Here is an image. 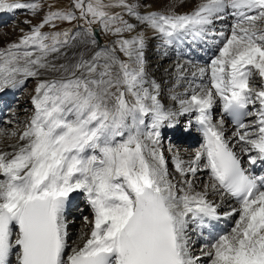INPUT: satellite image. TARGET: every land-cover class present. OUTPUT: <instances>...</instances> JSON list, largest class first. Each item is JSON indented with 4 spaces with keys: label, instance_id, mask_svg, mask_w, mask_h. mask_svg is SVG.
Segmentation results:
<instances>
[{
    "label": "snow or ice",
    "instance_id": "6c2138e0",
    "mask_svg": "<svg viewBox=\"0 0 264 264\" xmlns=\"http://www.w3.org/2000/svg\"><path fill=\"white\" fill-rule=\"evenodd\" d=\"M108 6L102 0L74 4L81 18L91 16L89 25L99 21L113 30L110 26L119 23L115 33L134 28L119 14L104 11ZM110 6L126 8L165 38L202 37L226 8L233 9L238 20L211 61V86L181 99L179 111L164 108L154 81L156 94L144 87L142 34L118 41L121 52L135 57V68L108 52L103 53V65L97 63L101 52L70 67L49 62L50 54L60 53L69 43V32L49 35L41 29L57 19H76L70 11L50 12L18 43L0 49V91L14 87L18 76L37 77L41 70L68 74L38 84L32 97L34 115L18 135V143L9 145L13 151H0V264H195L187 246L188 218H218L216 207L206 198L209 189L222 190L239 203V209H233L239 215L235 227L216 238L205 253L211 264H264V176L246 173L225 139L223 118L213 123L209 113L219 97L223 111L234 117L233 136L249 146L241 150L257 153L249 157L250 163L264 160V0H202L190 13L178 14L173 5L167 12L143 16L126 0ZM37 8V3L0 0V11ZM33 47L38 51L35 56L28 50ZM114 64L120 69L115 76ZM254 71L261 78L259 87L250 83ZM257 101L255 113L245 111ZM193 111L198 113L204 144L187 168L174 157L175 168L181 176L195 175L198 169L192 165L206 158L210 182L203 192H195L186 180V189L180 188L183 194L178 195L159 147V129ZM149 115L150 130L144 131L141 126ZM253 115L258 117L253 124L242 122L244 116ZM125 130L126 139L117 141ZM77 191L91 206L92 226L86 238L81 236L82 246L66 254L65 211L70 194Z\"/></svg>",
    "mask_w": 264,
    "mask_h": 264
},
{
    "label": "rangeland",
    "instance_id": "374dc122",
    "mask_svg": "<svg viewBox=\"0 0 264 264\" xmlns=\"http://www.w3.org/2000/svg\"><path fill=\"white\" fill-rule=\"evenodd\" d=\"M21 2H30V3L39 4V8H37L35 10V12H33L30 9H18L19 11L16 9L18 16L25 18V20L27 22L31 23L32 27H29L30 25L26 24V25H21L24 27V29H22V30L18 29V28L14 29L15 27L13 26L12 22L11 21L7 22L4 25V27H9L10 30L4 34V36H6V37L2 36V38H0V49H6L8 47V45L11 43H18L19 40L23 37V35L30 33V31L33 27L41 24L43 22L44 18L46 16H48V14L50 12H54V11L69 12L70 11L76 16V19H74L72 21H65V20H58L57 19V20H54L51 24L45 25L41 29V31L43 33H46L49 35H51L54 32L63 33L66 30L69 32V43L61 48L63 53H60L58 56H55V57H52V55L50 54L51 56L49 55L47 57L49 62L56 65L57 67H59L61 64L68 65L70 67L71 65L78 63L81 58H83L84 60H90L97 52H101L102 56L97 61V63L99 65H103L105 63V60H106V57L103 55V53L108 52V53H112L118 60L123 61L125 63H128L131 68H135V67H137L136 62H135V57L130 58V57L126 56L123 52H121L119 50L120 45H119L118 41L132 40L133 38L137 37L138 34H142L143 37L144 38L146 37L147 40L149 41V43L147 42L148 45L147 46L145 45V48L143 50L144 51V66L143 67L145 69L144 72H145L146 78L150 77L151 75H155L157 78H158V76L162 77V75H163L162 71L164 70V66H166L168 63V60L165 58L166 52H157L156 55L153 56V53H150V50L152 49V47L155 48V47H159V46L164 48V49H166V48L168 49V47L173 45V42H172L174 40L173 37L168 38L171 41L170 43H165V39H167V38L162 39V40H155V39H152V36H147V33L144 30L139 29V25L135 24V23L140 22L136 16L130 15L128 13L127 9L124 7L110 6V5L117 4V0H102L104 5H109L108 7L104 8V11H106L109 15L119 14V16L122 17L125 21L133 24L134 28L131 31H123L121 33H115L114 29H115V27L120 26L119 23H116V24H113L110 26L113 30H106L104 25L102 23H100L99 21L94 22L91 25H89L87 21L89 19H92L91 16H88L87 18H81L80 10L74 7L75 0H21ZM88 2H89V0H84L85 6L87 5ZM126 3L128 5H131L136 12H137V8L147 9V8L154 6V9L156 11H160L161 9L169 6V2L167 0H151V1H149V0H126ZM137 13H140V16L147 14V13L143 14L139 11ZM132 21H134V22L132 23ZM234 24H236V23H233L232 25H234ZM95 26L99 27L103 32L102 39H103L104 45H101V44L99 45L98 41L92 35L93 28ZM261 26H264V24H262ZM2 28L3 27L0 26V30H2ZM89 28L91 29L90 32L88 31ZM215 30L216 29H209L206 31V33L211 32V31L215 32ZM79 32L85 33L87 35V37L85 38V40H83L82 42H80L78 44L77 41H79V39H77V38L79 37ZM230 34H228V36ZM76 36H78V37H76ZM228 36H226V37H228ZM61 39H63V37H61ZM151 39L154 40L152 43L150 42ZM93 41H95V43H93ZM45 43L50 44L51 41L50 40L45 41ZM149 44H151V45H149ZM98 46H102V47L99 48ZM221 47H222V45H221ZM164 49H163V51H164ZM28 50L33 51L34 56L36 54H38V51L34 47L29 48ZM157 67H159V68H157ZM165 69H166V72L168 73L167 74L168 78H171V79H170V82H166V83L162 84L161 87L163 89L162 90L163 93L161 95H159L158 98L160 97L163 101H168V103L176 104L181 99H183L180 97H181V95H184V94L182 91H179V90H181L182 86L179 84L178 80L175 79L176 74L173 75V72H171L172 70H170L169 67H165ZM175 72L177 73L176 70H175ZM112 73L114 76L116 74L120 73V69H119L118 64L113 65ZM67 75L68 74L63 73V71L53 72V71H46V70H41V75H39L37 77H25L22 75V78H20L19 80L22 82L23 85L20 88V91L19 92L17 91L18 92L17 98L15 100L14 99L11 100L10 101L11 106L6 108V112H7L8 116H7V121L5 122L6 124H4V127L2 129H0V131H2L4 133L3 136H0V148L2 146H9L13 142L14 143L18 142V135L23 131L26 124L30 121L31 117L35 113V107L32 104V97L34 95H36L35 89L38 86V84L43 82V81L60 79L62 76L66 77ZM254 76L257 77L258 75L256 73H254ZM256 77H254L253 80L256 83H258V81L261 80V78L259 79V77H258L256 79ZM178 91H179V93H178ZM16 93L13 94L15 97H16ZM173 96H176L175 100L172 99ZM178 97H179V99H178ZM126 99L132 100V97L130 95H127ZM169 101H171V102H169ZM182 118H184V117H182ZM182 118L178 119V117L176 116L174 118V120H172V122H175L178 119V122L180 121L181 124L189 123L188 120L182 119ZM151 123H152V118H151ZM148 130H150V123L145 128V131H148ZM12 132H16L17 136L12 137L10 135V133H12ZM159 141L161 143V140H159ZM167 144L168 143L165 141V142H162L161 145L160 144L159 145H160V148L164 149V152H162V153H167V155H165V158L167 160L168 159L173 160L170 157H173L175 154L180 153L181 150H180V148H178V146L172 147V146H169V144L168 145ZM181 144H183V143H181ZM178 145H180V144H178ZM184 149H185V146H184ZM188 150H189V148H188ZM192 150L193 149H191L189 151H192ZM178 155H180V154H178ZM187 167H189V164L185 166V168H187ZM171 172L174 175V177L176 178V180H179V184L181 185L179 187L186 189L187 185L184 183V181L187 180V181L192 182L193 190L201 188L200 187L201 184H199V182L197 180V178H199V177L191 176V175L188 176L187 173H185L184 176H181V174L176 171L175 167L172 169ZM203 180L207 181V182H208V180L210 181V179L208 177L206 179H203ZM208 194H209V192H208ZM214 198H217V197H214ZM78 202H79V199H78L76 204H78ZM80 203H82V202H80ZM87 205H86V208H84L83 204L76 207V209H75L76 211L74 213L75 215L71 214L72 215L71 219H73V221L72 220L68 221L66 219V222L70 227L69 231H71V234H72V238H71L72 241L80 242V240H82L81 236L85 237L89 233V230L91 229L90 228V226H91L90 222L93 219V213L87 208ZM85 217L88 218V222L85 221ZM234 227H235V225H234ZM193 239H195V238H191L188 242V245L190 246V248H192V246L195 244V241H193ZM212 243L209 244V247L211 246ZM72 244L73 243H70V246ZM201 245H203V244H200V246ZM204 251H207V250H204ZM199 252H201V251H199ZM192 255L195 256V254H192ZM194 260H195V258H194ZM204 264H211L210 258H206Z\"/></svg>",
    "mask_w": 264,
    "mask_h": 264
},
{
    "label": "bare ground",
    "instance_id": "6f19581e",
    "mask_svg": "<svg viewBox=\"0 0 264 264\" xmlns=\"http://www.w3.org/2000/svg\"><path fill=\"white\" fill-rule=\"evenodd\" d=\"M149 1H151V0H149ZM167 1L169 2V6L166 7V8L161 9L160 11L161 12H167L169 10V8H173V5H174L173 10L175 12H177L178 14L190 13L193 10H195V8L202 2V0H167ZM138 11L143 13V14H146V13H149V12H152V11H156V10L154 9V6H152V7L147 8V9L137 8V12ZM233 12H234L233 9L226 8L225 11L219 13V17L220 18H215L213 20V23L208 26V29H216L215 32H209V34L207 35L209 38H213L212 41L215 44L216 51H217L216 52V56L219 55V49H220L221 45H223V42L225 41V39L227 38L226 36H228V34L231 33V29H232V26H233L232 24L233 23H237L238 17L233 15ZM138 14L140 15V13H138ZM9 21L12 22L13 26L15 27L14 29L18 28V29L22 30V29H24V27L21 26V25H26V24L30 25L29 27H32L31 23L30 22H26L25 18H23L21 16H18L16 10L0 11V26L3 27L2 30H0V38H2V36H4V34L7 33L10 30L9 27H4V25L7 22H9ZM133 22L134 21H132V23ZM135 24L139 25V29L144 30L147 33V36H152V39H155V40L165 39V37H163L160 33L156 32L153 29H151L146 24H143L141 22L135 23ZM99 31H100V35H101V38H102L103 32H102V30L100 28H99ZM221 33H223V35H221ZM218 36H221L220 39L223 38L224 41L223 42L219 41ZM4 37H6V36H4ZM76 37H78V36H76ZM86 37H87V35L85 33L79 32V37L77 38V39H79V41H77V43L79 44L80 42L85 40ZM152 39L150 41L151 43L154 41ZM144 40H145V45L147 46L148 45L147 42L149 43V41L147 40L146 37L144 38ZM149 45H151V44H149ZM98 47L101 48L102 46H98ZM163 49L164 48L159 46V47H155V48L152 47V49L150 50V53H153V56L156 55L157 52H166V54L165 53L164 54H165V58L168 60L167 65L164 66V70L162 71V74H163L162 77L158 76V78H157L155 75H151L150 77L146 78V75H144V80L146 81V83L144 84V87L148 88L150 92H153V94H156L155 90L152 89V87H151V83L153 81L156 84L159 85V95H161L163 93V91H162L163 89L161 87L162 84H164L166 82H170L171 78H168V75H167L168 73L166 72L165 67H169V69L172 70L171 72H173V75L176 74L175 75L176 76L175 79H177L179 84L182 86L181 91L183 92L184 95H181V97L179 96L180 98L189 99L191 97L193 91L199 92L201 87L207 88V87L211 86V61L216 56L215 57L214 56L209 57L208 60H207L208 62L206 61L207 63L205 62L202 65H198L192 59H184V57H187L186 52L183 51V50L177 49L175 44H173L170 47H168V49L167 48L164 49V51H163ZM199 51L202 52L203 55H206L205 54V50H204L203 47H200ZM60 53H63L62 50H60ZM60 53H53L51 55H52V57H55V56H58ZM143 66H144V64H143ZM157 68H159V67H157ZM201 69H204V74L203 75L200 74V70ZM175 70L177 71V73L175 72ZM193 73H195L196 75L193 76ZM186 76H187V78H186ZM192 77H193V79L191 80ZM17 78H18L17 80H19L20 78H22V75L18 76ZM196 78H199L200 81H196ZM202 80H207L208 82L205 83ZM258 83L260 84L261 80H259ZM21 84H22L21 82H18L14 87H10V89H12V91L10 93L12 94L14 91H16ZM251 84L256 86V87H258V84H256V83H251ZM0 92H1L0 93V101H3L4 102L3 104H6L7 102H10V100L7 101L9 98L11 99V97H10L11 94L7 93V92H9L8 88H6L4 91H0ZM179 97H178V99H179ZM169 102H171V101H169ZM148 103H150V102H148ZM161 103L164 105V108L166 110L179 111V109H180V103L179 102L176 103V104H172V103H168V101H163L162 100ZM213 105H214V108H215L213 113H215L216 123H218L220 121V119L223 118V114L221 115V113H219V106H220L219 97L215 98ZM0 114H2L3 116L6 114V110H5V108H3V105H2L1 102H0ZM195 114H197V112L193 111V112H189V113H184L183 115H178L177 117L179 119L182 118V117H185V116L190 118L191 116L193 117ZM223 120H224V118H223ZM6 121L7 120H4V122H6ZM1 122H2V120H0V123ZM129 122L131 123V121H129ZM178 124H179L178 122H174V123H172L170 125H167L165 123L160 128V130H161V132L163 130H167V131H170L171 133H174L175 131L178 130V128H177ZM145 126H147V125L144 124L143 126H141L142 130H144V131H145ZM223 130L226 133V137H227L228 141H230L229 142L230 145H232L234 147V149H236L238 152H242L241 149H242V147H244V145L241 144L240 141H238L237 137L233 136V131L231 129H229V127L227 126L225 121H224V125H223ZM248 131H254V130H248ZM16 143H18V142H15V143L13 142L11 144H16ZM20 143H22V142H20ZM159 147H160V145H159ZM180 150H181L180 153H177L173 157H170L173 160H170V159L167 160L165 158L166 164H167V168H168V172H169V179L172 180V182L174 184H176V186H177V194L178 195H182L183 193L179 192V189L181 188L179 186H181V185L179 184V180H176V178L174 177V175L171 172L172 169L175 167L174 157H178L183 162V165L184 164L185 165L186 164H190V162L194 159L195 154L198 151H200L201 149H199V148L197 149L196 148L195 150H193V152H189V150H186V149H183V150L180 149ZM0 151L11 152V151H13V149L11 147H9V146H2L0 148ZM178 154H180V155H178ZM192 166L197 167V169L199 170L198 176H197L199 178H197V180H198L199 184H201L200 185L201 188H199V189H195L194 188L195 189L194 191L195 192H203L204 191V185L208 184L210 182L209 180H208V182L203 180V179H206L208 177V175L206 176V173H205L206 169H205V167H204V165L202 163H199L197 165H192ZM0 179H3V177L0 176ZM208 192H209V194L206 197L207 200L211 201V204L221 207L223 212H229V211L232 210L231 213H233V209H239V204L235 203L233 201V199L230 196H228L226 193H224L222 190L221 191H217V192H213L211 189H209ZM76 196L78 198L73 202V205H76L79 197H81V196L86 199V195L83 192L77 191L75 193L70 194L69 201L73 197H76ZM214 197H218L219 199L214 200ZM89 206L90 205L88 204L87 208H89ZM237 216H239L238 213H233V214L230 215L231 224L236 220ZM71 218H72V215H70V218H68L67 220L69 221ZM188 221L189 222H188V227H187V230H186V237H187V246H188L189 254H190V256L194 257V255H192L193 253L195 255L203 253L204 256L200 260H198V259H195V260L197 262L196 264H204L206 258H209L207 255H205V253L210 250V247H207L208 245H206V244H204L203 246H200V244H202L201 241L198 240L197 237H194V234H193L194 232L192 230L190 231V228L193 229V226H197V224H195L193 222L194 220L191 218V216H189ZM66 224H67V222H66ZM231 224H230V226H231ZM234 225H233V227H234ZM69 228L70 227L67 224V232H68L67 240L70 243V242H72V239H71L72 238V234H71V231H69ZM230 229H231V227H230ZM199 231H201V230H199ZM89 233H90V231H89ZM224 235H226V234H224ZM86 236H85V238H86ZM191 238H195L196 239L195 240V244L192 246V248H190V246L188 245V242H189V240ZM210 241H214V240H210ZM82 243H83V240H81L80 242L75 241L74 244L70 246V248H68V249L66 248V254H70L71 253V248L72 247L82 246ZM196 250H198V251L194 252ZM204 250H207V251H204ZM199 251H201V252H199ZM12 259L14 260L15 257H12Z\"/></svg>",
    "mask_w": 264,
    "mask_h": 264
},
{
    "label": "water",
    "instance_id": "95a60500",
    "mask_svg": "<svg viewBox=\"0 0 264 264\" xmlns=\"http://www.w3.org/2000/svg\"><path fill=\"white\" fill-rule=\"evenodd\" d=\"M93 35H94V37L96 38V40H97L99 43H102V38H101V35H100L99 28H97V27H94V28H93Z\"/></svg>",
    "mask_w": 264,
    "mask_h": 264
}]
</instances>
